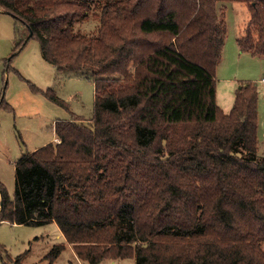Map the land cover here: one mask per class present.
Listing matches in <instances>:
<instances>
[{
  "label": "trees",
  "instance_id": "trees-1",
  "mask_svg": "<svg viewBox=\"0 0 264 264\" xmlns=\"http://www.w3.org/2000/svg\"><path fill=\"white\" fill-rule=\"evenodd\" d=\"M223 2L247 5L237 44L264 58V0H0L16 52L35 38L95 86L93 117L57 121L56 141L16 163L13 195L0 185V223H56L86 264H264L259 89L218 105ZM90 19L92 36L77 30Z\"/></svg>",
  "mask_w": 264,
  "mask_h": 264
},
{
  "label": "rangeland",
  "instance_id": "rangeland-1",
  "mask_svg": "<svg viewBox=\"0 0 264 264\" xmlns=\"http://www.w3.org/2000/svg\"><path fill=\"white\" fill-rule=\"evenodd\" d=\"M218 13L226 21L228 32L222 60L216 70L217 102L229 113L241 85L247 82L257 85L259 153L264 154V84L261 83L264 58L241 53L237 44L250 12L245 3L223 2L218 4ZM97 24L99 21L90 19L80 23L77 30L92 36ZM15 32L13 17L0 10V102L4 97L0 103V185L11 196L15 191L16 163L23 155L56 141L57 121L71 120L73 116L91 119L95 100L93 80L59 70L46 62L37 39H31L16 52V40L20 35ZM233 78L240 81L232 83ZM45 93L49 97L55 95L66 106L52 101ZM61 243H65L66 248L53 264H86L65 241L56 223L26 226L1 222L0 264H15L18 257L22 264H50L46 256ZM99 264H135V259L106 258Z\"/></svg>",
  "mask_w": 264,
  "mask_h": 264
},
{
  "label": "crops",
  "instance_id": "crops-1",
  "mask_svg": "<svg viewBox=\"0 0 264 264\" xmlns=\"http://www.w3.org/2000/svg\"><path fill=\"white\" fill-rule=\"evenodd\" d=\"M263 79V78H262ZM232 80V83H235V81L236 82H239L240 80L238 79V78H233V79H231ZM57 225V224H56ZM58 227V226H57ZM59 228V227H58ZM60 230V229H59ZM60 233H61V235L64 237V235L62 234V232L60 231ZM65 238V237H64ZM65 241H66V239H65ZM61 244H63V243H61Z\"/></svg>",
  "mask_w": 264,
  "mask_h": 264
},
{
  "label": "built area",
  "instance_id": "built-area-1",
  "mask_svg": "<svg viewBox=\"0 0 264 264\" xmlns=\"http://www.w3.org/2000/svg\"><path fill=\"white\" fill-rule=\"evenodd\" d=\"M261 83H262V84H264V78H263V79H261Z\"/></svg>",
  "mask_w": 264,
  "mask_h": 264
},
{
  "label": "water",
  "instance_id": "water-1",
  "mask_svg": "<svg viewBox=\"0 0 264 264\" xmlns=\"http://www.w3.org/2000/svg\"><path fill=\"white\" fill-rule=\"evenodd\" d=\"M32 34L30 33L29 36H31Z\"/></svg>",
  "mask_w": 264,
  "mask_h": 264
}]
</instances>
